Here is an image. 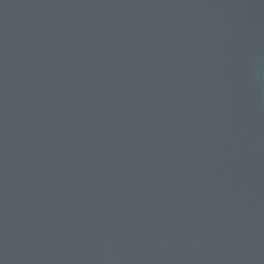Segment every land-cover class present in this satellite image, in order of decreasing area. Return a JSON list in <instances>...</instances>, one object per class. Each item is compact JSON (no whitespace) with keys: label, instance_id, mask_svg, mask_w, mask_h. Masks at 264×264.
I'll return each instance as SVG.
<instances>
[{"label":"water","instance_id":"water-1","mask_svg":"<svg viewBox=\"0 0 264 264\" xmlns=\"http://www.w3.org/2000/svg\"><path fill=\"white\" fill-rule=\"evenodd\" d=\"M0 264H264V0H0Z\"/></svg>","mask_w":264,"mask_h":264}]
</instances>
